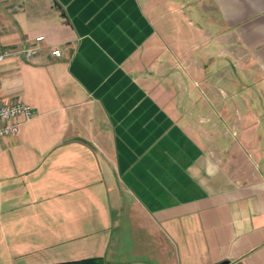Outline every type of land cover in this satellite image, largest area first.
Segmentation results:
<instances>
[{
	"label": "crops",
	"instance_id": "1",
	"mask_svg": "<svg viewBox=\"0 0 264 264\" xmlns=\"http://www.w3.org/2000/svg\"><path fill=\"white\" fill-rule=\"evenodd\" d=\"M0 49V264H264V0H0Z\"/></svg>",
	"mask_w": 264,
	"mask_h": 264
},
{
	"label": "built area",
	"instance_id": "2",
	"mask_svg": "<svg viewBox=\"0 0 264 264\" xmlns=\"http://www.w3.org/2000/svg\"><path fill=\"white\" fill-rule=\"evenodd\" d=\"M43 39L42 35L36 37L37 42ZM21 52L27 58L32 54L30 49H24ZM10 53L8 50L0 49V61ZM52 54L59 55V50L53 49ZM34 115L35 112L29 105L19 100L6 101L0 92V139L17 134L21 123L30 120Z\"/></svg>",
	"mask_w": 264,
	"mask_h": 264
},
{
	"label": "trees",
	"instance_id": "3",
	"mask_svg": "<svg viewBox=\"0 0 264 264\" xmlns=\"http://www.w3.org/2000/svg\"><path fill=\"white\" fill-rule=\"evenodd\" d=\"M51 264H110V263H107L102 257H89L80 260H71V261L57 262Z\"/></svg>",
	"mask_w": 264,
	"mask_h": 264
}]
</instances>
